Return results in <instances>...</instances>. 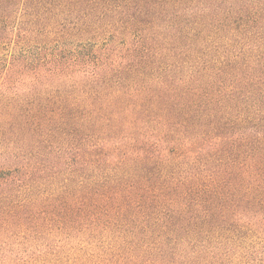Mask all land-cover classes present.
Instances as JSON below:
<instances>
[{
  "label": "trees",
  "instance_id": "1",
  "mask_svg": "<svg viewBox=\"0 0 264 264\" xmlns=\"http://www.w3.org/2000/svg\"><path fill=\"white\" fill-rule=\"evenodd\" d=\"M14 241L26 264H264V0H0Z\"/></svg>",
  "mask_w": 264,
  "mask_h": 264
},
{
  "label": "rangeland",
  "instance_id": "2",
  "mask_svg": "<svg viewBox=\"0 0 264 264\" xmlns=\"http://www.w3.org/2000/svg\"><path fill=\"white\" fill-rule=\"evenodd\" d=\"M47 242L49 244H54L56 243V240H49ZM21 245L22 246H18L15 241L13 243H0V264H26L27 260H31L32 256L39 254V245L34 244L33 247L23 244Z\"/></svg>",
  "mask_w": 264,
  "mask_h": 264
}]
</instances>
